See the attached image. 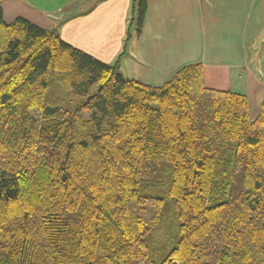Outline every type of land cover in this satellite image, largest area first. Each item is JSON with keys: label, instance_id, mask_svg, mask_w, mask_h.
<instances>
[{"label": "trees", "instance_id": "obj_1", "mask_svg": "<svg viewBox=\"0 0 264 264\" xmlns=\"http://www.w3.org/2000/svg\"><path fill=\"white\" fill-rule=\"evenodd\" d=\"M118 63L0 0V264H264V102L252 118L201 64L154 87Z\"/></svg>", "mask_w": 264, "mask_h": 264}, {"label": "crops", "instance_id": "obj_2", "mask_svg": "<svg viewBox=\"0 0 264 264\" xmlns=\"http://www.w3.org/2000/svg\"><path fill=\"white\" fill-rule=\"evenodd\" d=\"M3 18H24L126 79L159 87L201 64L207 87L264 102V0H147L143 28L135 0H2Z\"/></svg>", "mask_w": 264, "mask_h": 264}, {"label": "rangeland", "instance_id": "obj_3", "mask_svg": "<svg viewBox=\"0 0 264 264\" xmlns=\"http://www.w3.org/2000/svg\"><path fill=\"white\" fill-rule=\"evenodd\" d=\"M251 110V109H250ZM251 111L252 118H256L259 114L260 109H254ZM164 192L160 191L158 195H163ZM178 225V219L176 218V213L174 206L171 201H167L166 210L163 218V223L161 227L156 230L152 236L151 240V248L157 254L158 257H163L164 254L160 248H158V244L160 242L166 241L170 242L175 234L176 226ZM171 245H169V248Z\"/></svg>", "mask_w": 264, "mask_h": 264}]
</instances>
